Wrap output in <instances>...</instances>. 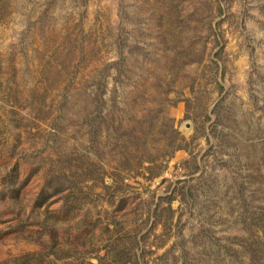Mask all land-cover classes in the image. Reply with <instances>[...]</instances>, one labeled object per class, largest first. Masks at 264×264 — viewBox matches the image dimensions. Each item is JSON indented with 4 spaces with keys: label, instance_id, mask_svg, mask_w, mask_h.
<instances>
[{
    "label": "rangeland",
    "instance_id": "obj_1",
    "mask_svg": "<svg viewBox=\"0 0 264 264\" xmlns=\"http://www.w3.org/2000/svg\"><path fill=\"white\" fill-rule=\"evenodd\" d=\"M0 264H264V0H0Z\"/></svg>",
    "mask_w": 264,
    "mask_h": 264
},
{
    "label": "trees",
    "instance_id": "obj_2",
    "mask_svg": "<svg viewBox=\"0 0 264 264\" xmlns=\"http://www.w3.org/2000/svg\"><path fill=\"white\" fill-rule=\"evenodd\" d=\"M92 87V90L89 92V106L90 107V116L88 117V119H86V126L89 127V130L91 132V136L93 137V139H97V135L100 129V125L102 123L101 117H100V112H101V95L103 92L102 89V85L99 82L96 83L95 89L93 88L92 85H90ZM146 159L142 160L140 162V165H143V162H145ZM150 163H152V161H150ZM257 258V257H256ZM258 259V258H257Z\"/></svg>",
    "mask_w": 264,
    "mask_h": 264
}]
</instances>
